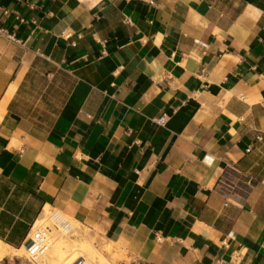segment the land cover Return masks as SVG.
<instances>
[{"label":"crops","instance_id":"0c3cea01","mask_svg":"<svg viewBox=\"0 0 264 264\" xmlns=\"http://www.w3.org/2000/svg\"><path fill=\"white\" fill-rule=\"evenodd\" d=\"M0 28L1 241L50 206L117 264H264V0H0Z\"/></svg>","mask_w":264,"mask_h":264},{"label":"bare ground","instance_id":"6f19581e","mask_svg":"<svg viewBox=\"0 0 264 264\" xmlns=\"http://www.w3.org/2000/svg\"><path fill=\"white\" fill-rule=\"evenodd\" d=\"M34 246L15 248L0 240V264L7 257L27 252L32 264H113L122 259L111 242L65 212L47 206L29 240ZM113 254V261L106 254Z\"/></svg>","mask_w":264,"mask_h":264},{"label":"rangeland","instance_id":"374dc122","mask_svg":"<svg viewBox=\"0 0 264 264\" xmlns=\"http://www.w3.org/2000/svg\"><path fill=\"white\" fill-rule=\"evenodd\" d=\"M91 229H93V228H91ZM93 230H95V229H93ZM96 231L99 234H101L98 230H96ZM101 236H102V234H101ZM111 245H113V247H114L113 243H111ZM114 254H115V252H114ZM106 257H107L108 260L113 261V254L108 253V254H106ZM1 264H32V263L30 261L29 254L27 252H25L24 254H22L20 256L7 257L6 259H4L2 261ZM113 264H117V261L115 263L113 262Z\"/></svg>","mask_w":264,"mask_h":264},{"label":"built area","instance_id":"2783aa9c","mask_svg":"<svg viewBox=\"0 0 264 264\" xmlns=\"http://www.w3.org/2000/svg\"><path fill=\"white\" fill-rule=\"evenodd\" d=\"M0 34H4L7 37L14 39V36L10 35L7 33V31L5 29L0 28ZM196 43L198 46H200L202 49L206 50L208 49V44L202 40H196ZM167 119L166 116H161L160 118H158L156 120V122L160 125H164L166 123ZM259 140H261V137H258ZM248 151H251V149H249ZM29 242H27L24 246H26ZM34 246V244L31 243V245H29V249H31Z\"/></svg>","mask_w":264,"mask_h":264},{"label":"water","instance_id":"95a60500","mask_svg":"<svg viewBox=\"0 0 264 264\" xmlns=\"http://www.w3.org/2000/svg\"><path fill=\"white\" fill-rule=\"evenodd\" d=\"M29 245H31V243H28L26 246H29Z\"/></svg>","mask_w":264,"mask_h":264}]
</instances>
